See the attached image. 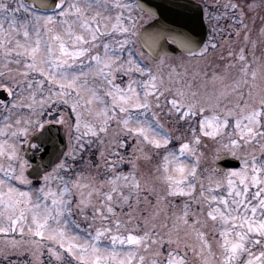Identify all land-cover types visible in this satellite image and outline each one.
I'll list each match as a JSON object with an SVG mask.
<instances>
[{"label":"snow or ice","instance_id":"snow-or-ice-1","mask_svg":"<svg viewBox=\"0 0 264 264\" xmlns=\"http://www.w3.org/2000/svg\"><path fill=\"white\" fill-rule=\"evenodd\" d=\"M223 7L206 13L202 40L188 3L168 16L141 0H0V89L12 97L0 100V264H43L45 252L47 264H264V59L229 46L211 77L220 87L202 91L196 66L168 51L199 61L223 48L228 8L239 16L222 40L249 41L243 9ZM52 123L67 151L36 186L24 145L52 139ZM228 157L239 167H219ZM156 158L145 178L141 161Z\"/></svg>","mask_w":264,"mask_h":264},{"label":"flooded vegetation","instance_id":"flooded-vegetation-1","mask_svg":"<svg viewBox=\"0 0 264 264\" xmlns=\"http://www.w3.org/2000/svg\"><path fill=\"white\" fill-rule=\"evenodd\" d=\"M202 5L204 11V18L207 25V38L210 35L211 24L209 23L206 13L212 12L215 13H224L225 4L237 3L241 9H243L245 16L244 22L248 25V31L250 33V40H243V33L239 39H233L231 41H223L222 37L228 35L227 26L232 24L233 21L231 17L233 15L239 16V11L234 12L231 8L227 9V16L219 20V27L224 29L221 35L217 36V40L224 43V47H218L215 50H210V53H227L229 46L232 50L238 51L240 47H244L247 54H254L258 52H264V39L261 33V29L264 28V0H194ZM250 4H258L259 7L253 9L249 8ZM238 26V24H237ZM207 40V39H206ZM251 41H255V47L253 48ZM65 129V128H64ZM39 131L38 129L36 132ZM66 132V129H65ZM67 134V132H66ZM68 138V135H67ZM33 149V148H32ZM33 151L39 154L42 151V148L33 149Z\"/></svg>","mask_w":264,"mask_h":264},{"label":"rangeland","instance_id":"rangeland-1","mask_svg":"<svg viewBox=\"0 0 264 264\" xmlns=\"http://www.w3.org/2000/svg\"><path fill=\"white\" fill-rule=\"evenodd\" d=\"M263 39H264V35H263ZM252 56H254V58H257V59H264V52L263 53H260V52L254 53V54H252ZM221 57H223V59H221ZM215 59H218L220 61V63H223V64L226 65L228 63V61L231 59V57H228L227 54H221V55H217L216 58L214 57L213 60H212L211 55H209V57L207 59L197 61V60H194V59L190 60L186 56V57H184L183 62H185L187 64V66L189 68V71H193L194 70V66H196L195 70H197L200 73H202L203 71H206L208 69V66L210 65V63L214 62ZM223 61H225V62H223ZM174 62L181 63L182 60L181 59H177ZM203 62L205 64H203ZM201 64H203V65L201 66V68L198 69V66L201 65ZM217 69H218V72H216V73H219V74H221L224 71L222 68H217ZM212 74L211 75L210 74L203 75L202 77H199L195 81V82L201 84V90L202 91L203 90L212 91L213 89H218L220 87V82L219 81H217V82H213L212 81V79H211ZM5 115H8V111L5 110L4 108L0 107V124H2L4 122L3 121V116H5ZM22 115H24V116L27 115L26 110H23V109L17 110L13 114V119L17 118L18 116H22ZM45 118L49 119V117H45ZM203 145H205V148L203 147ZM216 147H217L216 143L214 141L210 140V139L206 140L202 144L201 151H203V153H204V158L201 161L199 175H203V176L206 177V176H208V174L211 171V169H213L215 167L214 163H213L214 164V167H213L212 164H210L208 166H205L206 164H204V162L205 161L207 162L209 160V158H212L214 156ZM21 155H22V152H21ZM158 159L159 158L153 159L156 162V164L158 163ZM153 160L151 162L141 161L140 171H141V173L143 174V176L145 178H149V177L154 175L153 168L155 167V165L153 163ZM142 162H144L145 164H143ZM203 166H205V167L203 168ZM123 170L127 171V167H125ZM190 257H191V254H190Z\"/></svg>","mask_w":264,"mask_h":264},{"label":"water","instance_id":"water-1","mask_svg":"<svg viewBox=\"0 0 264 264\" xmlns=\"http://www.w3.org/2000/svg\"><path fill=\"white\" fill-rule=\"evenodd\" d=\"M141 2L144 3L147 7L155 8L159 12L164 13L165 15H167L165 10L167 7H169V5L171 3L168 0H141ZM193 21L197 27L201 26L203 24L202 20H201V14L200 13L197 14L194 17ZM198 36L200 39L204 40L205 30H204V32L200 31ZM145 51H147V49H145ZM168 51L170 52V54H174L180 50L175 49V48H169ZM0 98L3 100H7L9 98L7 92L4 90H0ZM46 128H49L51 130L50 135L53 137V139L55 141V145H53V144H51V145L42 144V146L44 148H47V151L44 152V154L42 155V158H40V159H37L33 155L27 154L26 157L32 163V168H31V170L28 171V173L30 174V177L38 178L37 172L39 169H41L42 166L51 165L52 163L55 162V155H50V154H52L53 152L55 154H62V152L65 151V149L67 147L64 134H62L59 138H57V135L59 133V125H54V124L47 125ZM219 167L224 168V169L225 168L239 167V162L235 159H232L231 157L222 158L219 161ZM40 174H42V172ZM36 182H38V181H36Z\"/></svg>","mask_w":264,"mask_h":264},{"label":"trees","instance_id":"trees-1","mask_svg":"<svg viewBox=\"0 0 264 264\" xmlns=\"http://www.w3.org/2000/svg\"><path fill=\"white\" fill-rule=\"evenodd\" d=\"M143 164H145L144 162H142ZM153 163H154V165H156V162L153 160ZM204 164H206L205 166H208V165H210V164H212L211 163V158H209V160L206 162H204ZM153 165V166H154ZM203 165V164H202ZM205 166H203V168L205 167ZM153 168V167H152ZM154 169V168H153ZM17 256H15V255H13V256H11V260L12 261H16L17 260ZM19 260H21V261H23V260H25V259H30V257H27V256H21V257H19L18 258ZM41 260H42V262H43V264H47V261H48V255H47V253L45 252V254L43 255V257L41 258Z\"/></svg>","mask_w":264,"mask_h":264}]
</instances>
